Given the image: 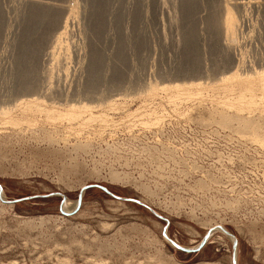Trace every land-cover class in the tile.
I'll return each mask as SVG.
<instances>
[{
    "label": "rangeland",
    "instance_id": "1",
    "mask_svg": "<svg viewBox=\"0 0 264 264\" xmlns=\"http://www.w3.org/2000/svg\"><path fill=\"white\" fill-rule=\"evenodd\" d=\"M93 1L74 0L80 15L71 24L68 57L56 61L48 55L49 45L42 50L37 84L42 87L44 82L38 89L44 92L35 93L46 94L43 89L51 80L60 88L62 95L56 98L61 105L80 98L107 102L117 95L122 97L118 103L124 104L117 110L104 109L116 122L97 119L80 129L76 124L74 130L66 128L65 122L54 124L55 130L43 120L18 126L0 120V184L6 199L48 195L15 203L0 199V264H233V241L220 230L200 250L186 252L165 238L166 225L173 240L189 247L202 242L213 227L224 225L239 240L238 264H264V142L211 118L210 98L171 104L163 94L164 99L145 97L151 82L215 81L226 72L221 52L212 46L214 36L224 37V30L209 28L210 19L222 24L226 3L241 20L233 42L234 57L242 55L244 68L251 72L264 68V0L246 8H238L236 0H198L193 10L198 12L193 15L183 11L184 0H164L163 4L106 0V25L96 40L103 56V76L96 95L89 98L85 89L90 43L95 41L88 21ZM0 10L1 109L27 97L16 92L21 83L24 50L20 42L27 5L24 0H0ZM191 30H196L195 39ZM195 48L202 72L193 76L189 61ZM120 51L124 61H119ZM117 72L122 74L120 81L114 80ZM46 95L54 101L55 96ZM140 106V111L161 109L165 120L148 127L139 122L141 116L127 118ZM88 184L139 199L169 223L148 207L115 198L99 187L86 189L79 207V195Z\"/></svg>",
    "mask_w": 264,
    "mask_h": 264
},
{
    "label": "bare ground",
    "instance_id": "2",
    "mask_svg": "<svg viewBox=\"0 0 264 264\" xmlns=\"http://www.w3.org/2000/svg\"><path fill=\"white\" fill-rule=\"evenodd\" d=\"M91 1L92 0H90V2ZM163 1L164 0H158V2L161 4L164 3ZM184 1H185V3H184L185 5H183V11L186 14L193 15L194 13L196 14V12H198V11H196V12L193 11L194 7L196 6V2L198 0H184ZM199 1H201V0H199ZM24 2L27 5V12L25 15H23V17L25 16V20L23 19L24 22L22 23V24H24L22 26V28L23 27L24 28L22 29L21 42H20L21 48H23V50H24V56L22 57L23 62L21 64L22 68H20L21 72L18 71V73L20 72L19 73L20 74L19 80H21V83L18 84L19 86L16 89L17 91L15 89L14 90L17 93H18V91L22 92L21 93L22 95L24 93L25 95H27V97L21 98L20 100H18L17 103H15L16 102L15 101L14 105L11 104L12 106H6L3 108L1 107V109H0V120H2L1 122H3V124L5 123V124H12V125L18 126L22 123L37 125V124H39L40 120H43L44 123H46V124H53V127H54V124H56V125L58 123L63 124L65 122V123H67L66 128L69 127V128H71V130L73 129V127H75L74 125H76V124L79 126V129H80V127L83 128V126H86L87 124H89L90 121H94L97 119L103 121V123L104 122L108 123L110 121L116 122L112 117L109 118V115L107 113H105L106 110H104V109L117 110L119 105H123L124 102L118 103L119 100L121 101V99H122V97L120 98L118 95H117V98H114L112 100L107 99L108 100L107 102L98 101V103H93V102H95L94 100H92L93 102H87L88 100L87 101L83 100L85 98H83V99L77 98V99H79L77 102H70V100H69V102H67L65 104V102L67 100L64 98L66 101L64 102V105H61V103H63V102L58 103V101H57L58 98H56V97H59L60 95H62L60 93V88L53 86L54 84L51 80L48 82V84L44 87L43 90L46 91V94H48L49 96H52V98H53V96H55L54 101H49L46 98L47 95L45 93H44L45 95L44 94L39 95L38 93H35L38 89L43 88V86L45 85L44 82H43L42 87H40L37 84V80H38L39 75H40L38 64H39V58L41 57L40 56L41 52L43 53L42 50L44 48H47V45H49V47H51V50L48 53V55L50 54L51 57H53V60H56V61L57 60L59 61L62 58V56H63V58L68 57L69 49H70V41L69 40L71 37L70 36L71 31H72L71 30V24L74 22V20H78L80 12L78 10L79 7L77 6L76 2H74V0L69 5L65 4V2L64 3H58V2H54V1L52 2L51 0H24ZM93 2L94 3H92V9L90 11V16H89L90 20H88V21L90 22L89 25H91V29L94 32L95 41L92 40L90 43V51L89 52L91 53V55H90L89 77L86 80L87 85H86V89H85V93H87L89 95V98H91L90 96H93L97 92L96 91L97 85L99 83V80L101 79V76H103L100 72V64L102 62L103 56H102L101 52L99 51V49L97 48L96 40L101 37V35L104 31V28L106 25L105 24L106 23V18H105L106 8L108 9V6H106L107 5L106 0H94ZM217 2H218V0H217ZM198 3H200V2H198ZM234 3L238 5V8L239 7L240 8L241 7L246 8L245 6H247L248 4L255 3V0H236ZM206 4H208V2ZM156 5H157V3H156ZM202 6H204L203 3H202ZM224 6H225V11L223 14L222 24H219L217 22H212V19H210L211 21L209 23V25H210L209 28H211V32H213L215 30L214 28H220L221 26L224 30L225 36L221 37L219 35L218 39L214 36V42L212 43L213 44L212 46H214L219 52H221L222 55L221 54L220 55L222 56L223 66L226 67V69H227L226 72L224 71V69H222L224 71V72H222L223 73L222 76L220 74L219 78L215 81L214 80H210V81L202 80L201 78L199 79L196 77L197 81H192V79H193L192 78L190 80L192 82H188V81L185 82L186 79H184V78H183L184 82L170 83L171 82L170 80H169L170 82H168V83L165 82L163 84H159L157 82H155V84H153L151 82L152 85L150 84L151 86H149L148 89L145 90L146 91L145 97L148 99L151 98V100H152V99L158 98L157 96H159V97H160V95L162 96V94H163L171 102V104H172V102L175 104L180 100H182V101H180V103L181 102L183 103V100H185L184 102H187L186 100H190V102H192L191 100H194V102H195V100H197V101L199 100V102H203V100H208L210 98V100L212 101L211 103L214 105V107L210 111V115H211L210 117L211 118L216 120L223 127H233V128L236 127V129L234 128L235 130H237V131L239 130V132H243V133H245V131H246V133H250V137H252L254 140L259 141V142H264V68L256 69L253 72H251V71L247 70L246 68H244L243 63H242L243 62L242 61L243 60L242 55H241V57H238V58L234 57L233 52H232L233 42H234L235 36L238 35L237 31H238V27H240L239 24H240L241 20H240V18L236 17V15L233 12L232 7L230 6L229 3H226ZM240 13H241V11H240ZM215 14H216V12H215ZM216 18H218L217 15H216ZM2 21H3V15H2V12L0 10V25L3 23ZM205 24H206V22H205ZM197 28H198V26H197ZM192 30H193V28H192ZM195 32H196V30L194 31V33H193V31L191 32L193 34V39H195V37H194ZM220 32H221V29H220ZM189 33L190 32H188V34ZM214 33L216 34V31ZM210 37H212L211 34H210ZM211 42L212 41H210V43ZM192 44L195 46L194 43H192ZM140 45H142V44H140ZM18 46L20 48V44ZM209 46H211V44ZM120 48H121L120 50H123V46L120 45ZM187 49L188 48H186V52H187ZM200 50H202V49L200 48ZM211 51H212V49H211ZM193 52H194V58H192V61L191 60L189 61L190 63H192V65L190 66V69L192 71V75H193V73L199 75L202 72V70L198 64V62H200V59L197 56L198 55L197 48H195ZM214 53H216V52H214ZM43 54H45V53H43ZM178 54H179V52H178ZM182 55H184V54H182ZM118 57L120 59V60L118 59L119 61H124L125 54H123V52L120 51L118 54ZM179 57H180V54L178 55V58ZM19 58H20V56H19ZM201 59H203V58H201ZM178 60H180V59H178ZM217 60H218V58H217ZM187 62H188V59H187ZM218 63L220 64V62H218ZM187 64L189 65V63H187ZM206 66H204V67H206ZM178 68H177V71L181 72L180 70H178ZM180 68H182V67H180ZM221 68L222 67H220V69ZM183 70H184V72L187 71V70L185 71V69H183ZM173 71H174V69H173ZM206 71H209V70H206ZM189 73L190 72L188 71L187 74H189ZM210 75L211 74L209 72L208 76H210ZM121 76H122V74L120 72L119 73L117 72L114 76L115 77L114 80L120 81L119 79L121 78ZM187 76H189V75H187ZM187 76H186V78H187ZM193 76H195V75H193ZM53 77H54L53 73L50 72L49 78L51 79ZM182 77H184V76H182ZM173 78H175V77H173ZM42 80H40V81H42ZM180 81H182V80H180ZM82 88L81 89L84 90V87H82ZM80 90L77 89L76 91H80ZM41 91L42 90H40L39 92H41ZM42 92H44V91H42ZM82 93H84V92H82ZM142 94H144V92ZM18 95L20 96V94H18ZM103 95H101V96H103ZM64 96H65V94H64ZM142 96H144V95H142ZM69 97H70V95H69ZM82 97H86V96H82ZM145 97H144V99H145ZM55 98H56L57 102L55 101ZM160 98H162V97H160ZM59 99H60V97H59ZM148 99H146V100H148ZM162 99H164V98H162ZM168 100H165V102ZM156 102H158V101H156ZM156 102H154V103H156ZM158 104H160V103H158ZM158 104H157L158 107L162 106V103H161V105H158ZM143 105H145V104H143ZM152 105H153V107L156 106L155 104H152ZM140 107L136 108V110H131V112H128V114H126L127 118H128V116L131 117L130 119H132L133 116H137V117L141 116L140 117L141 121H139V122H142L144 125H147L148 127H150L152 125H160L165 120L164 119L166 117L165 113H163V112L161 113V111H160L161 109L159 110V108L158 109L156 108V109L151 110V111L150 110L146 111V109H144V111H140V109L143 108L142 106H140ZM144 108H146V107H144ZM95 111H98V112L95 113ZM176 112H179V111H176ZM256 115H258V116H256ZM137 117H135V118H137ZM124 119L126 120V118H124ZM127 120H129V119H127ZM137 120H139V119H137ZM119 125H120V123H119ZM56 128L54 127L55 130H56ZM49 137H50V135H49ZM0 199L2 201L4 199H6V195L3 194V192L1 194ZM76 203H78V202H75L74 204H72V206H74ZM69 205L71 206V204H69ZM79 207H80V205H79ZM66 214H68V213H66ZM225 229L229 233L224 231ZM217 230H220L221 232H223L232 241H235V239L237 238L224 225H218V226L213 227L211 231L210 230L208 231L209 236H208L206 242L211 238V236H213V234ZM167 235H168V233H167ZM236 240H237L236 249H234V247H233V255H235V262H234V258H233V264H238L239 240H238V238ZM174 242H177L178 244H180L175 239H174ZM202 242H200L196 246H190V248H196ZM206 242H205V244H206ZM185 247H189V246H185ZM204 264H213V263L209 262V263H204Z\"/></svg>",
    "mask_w": 264,
    "mask_h": 264
},
{
    "label": "water",
    "instance_id": "3",
    "mask_svg": "<svg viewBox=\"0 0 264 264\" xmlns=\"http://www.w3.org/2000/svg\"><path fill=\"white\" fill-rule=\"evenodd\" d=\"M90 187H99L101 189H103L105 192L109 193L111 196L115 197V198H118V199H121V200H125V201H133V202H136V203H139L141 205H144L146 207H148L157 217L161 218V219H164L167 223H169V220L161 215L159 212H157L154 208L148 206L146 203H144L143 201L139 200V199H136V198H131V197H122V196H118L116 194H114L111 190H109L106 186H103L101 184H88V185H85L82 190H81V193L79 195V198H78V201H79V205L81 204V201H82V196H83V191L90 188ZM3 192V187L2 185L0 184V198H1V194ZM58 194H61L63 199L65 200L66 199V195L63 194V193H58ZM42 196H48V195H34V196H25V197H21V198H16V199H12V200H8V199H4L3 201L4 202H8V203H15V202H18V201H23V200H28V199H32V198H35V197H42ZM63 200V201H64ZM63 211V210H62ZM168 225L165 226V232H164V236L165 238L173 245L175 246L176 248L180 249V250H183V251H186V252H195V251H198L202 248V246L205 244L207 238H208V233L206 234V238L203 239V242L196 248H190V247H185L181 244H178L177 242H174V240L172 238H170L167 233H166V229H167ZM224 229V228H223ZM226 232H228L226 229L224 230ZM229 233V232H228ZM237 239V238H236ZM235 239V241H233V247L234 249H236V245H237V240ZM234 257V262H235V255H233Z\"/></svg>",
    "mask_w": 264,
    "mask_h": 264
}]
</instances>
